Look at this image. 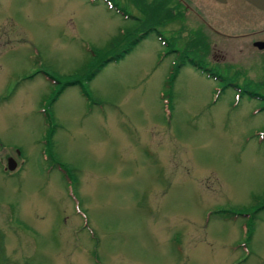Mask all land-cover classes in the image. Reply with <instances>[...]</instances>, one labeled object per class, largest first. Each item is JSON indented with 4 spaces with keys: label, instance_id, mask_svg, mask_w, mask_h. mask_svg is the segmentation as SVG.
<instances>
[{
    "label": "rangeland",
    "instance_id": "1",
    "mask_svg": "<svg viewBox=\"0 0 264 264\" xmlns=\"http://www.w3.org/2000/svg\"><path fill=\"white\" fill-rule=\"evenodd\" d=\"M133 28L101 0H0L1 264H264V104L186 63L168 84Z\"/></svg>",
    "mask_w": 264,
    "mask_h": 264
},
{
    "label": "flooded vegetation",
    "instance_id": "2",
    "mask_svg": "<svg viewBox=\"0 0 264 264\" xmlns=\"http://www.w3.org/2000/svg\"><path fill=\"white\" fill-rule=\"evenodd\" d=\"M101 1L109 11L132 23L133 27L137 28L149 21L163 23L164 26L158 28L162 37L177 39V48L167 43L166 54L174 57L173 53L178 50L180 67L189 63L191 65L185 67L199 72L218 87H243L247 92L259 96L255 89L264 87V9L246 0ZM205 6L215 8L216 12L217 8H221L222 17L209 16ZM220 22L227 25V32L214 25ZM149 29L142 26L139 33L143 35ZM213 34L222 39L234 40L237 52L243 55L247 53L245 58L227 59V51L219 48ZM251 88L254 89L251 91ZM3 169L9 173L6 165ZM5 232L0 228V260L3 261H6L3 255L6 251Z\"/></svg>",
    "mask_w": 264,
    "mask_h": 264
},
{
    "label": "trees",
    "instance_id": "3",
    "mask_svg": "<svg viewBox=\"0 0 264 264\" xmlns=\"http://www.w3.org/2000/svg\"><path fill=\"white\" fill-rule=\"evenodd\" d=\"M142 26H144V27H150V29L148 31H146L143 35L141 33H139L141 31L140 28H142ZM163 26H164L163 23H158V22L156 23V21H149V22H145L143 24H140L137 28L134 27L133 30L135 31V34H134L135 35V38L133 39L134 42L132 41L133 44L134 45L135 44L137 45L139 43V40L145 39L151 33H155V34H157L156 36H157L158 40L161 41V44L165 48H167V43H170V44L172 43L171 46L177 48V39L167 40V39H165V38L162 37V34L161 33H159L160 31L158 30V28H161ZM151 27H154L155 29H151ZM130 31H132V30H129V32ZM129 32H127V29L126 28H124L123 30H120L119 33H118L119 34V38L118 39L111 40V43L106 48V51H109L110 50L111 51L110 54H112L114 52V49H117L119 42H121L120 39L123 40L124 38H126L128 36V33ZM126 48H125V51L123 53H125L127 51ZM121 53H122V51L121 52H115L113 55H111L107 59L102 58L101 64L97 68H102V67H104L108 63L118 62L119 60H121L123 58V53L122 54ZM173 54H175L174 55V60L175 61H174L173 65H172V67H171V74H170V76L168 78V84H171L174 81V79L177 76V73H178L179 69L181 68L180 65L178 64V50H176ZM98 58H99V55H93L92 54L91 57H90V59L92 61L90 63H87V65H85L83 67H88L89 65L94 64L96 62L95 60H97ZM190 65L191 64L186 63L185 66H190ZM97 71H98V69H97ZM95 74L96 73H93V76H95ZM44 75L48 79L52 80L53 82L55 81L56 83L60 84V86H61V83L59 81L55 80L54 77L50 76V74L44 73ZM81 83L78 80H75L73 82V84H76L78 86H81L80 85ZM229 88L230 87L223 86V87H221V90H226V89H229ZM231 89L237 91L238 93H240L241 95L246 96L249 99L259 100V101H261L264 104V87L263 88H259V89H255L257 91V93L259 94V96H256V95H253V94L247 92L246 89L243 88V87L242 88H231ZM252 89H254V88H251L249 90L252 91ZM59 93H60L59 91L56 93V95L54 96V99H52L53 101L56 100V97L59 95ZM83 93L85 94V96L87 98H89L87 92L84 89H83ZM263 110H264V107H263ZM47 125L49 127L47 126V131H46L45 136H44V146H45V148L43 149V152H44V154L47 155L48 160H51L52 159V155H51V140H50V136H51L50 134L51 133H50V131H51L52 126H51V122H50V117L49 116L47 117ZM59 166H60L59 169L63 170L62 169L63 168L62 165H59ZM62 173L63 174H67L65 169L62 171ZM219 215L222 216V217L229 218V217L232 216V213L220 212ZM251 219H252V215L248 218L247 225H245V227H243V230H244V233L246 234L247 240H249L250 232H251V230H250V225H251V222L250 221H251Z\"/></svg>",
    "mask_w": 264,
    "mask_h": 264
},
{
    "label": "water",
    "instance_id": "4",
    "mask_svg": "<svg viewBox=\"0 0 264 264\" xmlns=\"http://www.w3.org/2000/svg\"><path fill=\"white\" fill-rule=\"evenodd\" d=\"M249 3H251L252 5L256 6L257 8H261L264 9V0H246ZM19 153V152H17ZM16 164L12 159H8L7 160V165H6V169L7 170H13L15 168Z\"/></svg>",
    "mask_w": 264,
    "mask_h": 264
}]
</instances>
